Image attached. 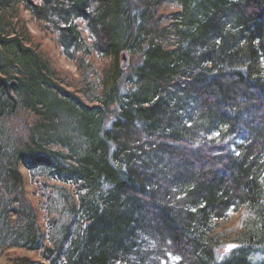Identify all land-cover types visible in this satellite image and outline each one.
<instances>
[{
  "label": "trees",
  "instance_id": "16d2710c",
  "mask_svg": "<svg viewBox=\"0 0 264 264\" xmlns=\"http://www.w3.org/2000/svg\"><path fill=\"white\" fill-rule=\"evenodd\" d=\"M19 6L78 78L12 27ZM12 248L37 257L11 264H264V0H0Z\"/></svg>",
  "mask_w": 264,
  "mask_h": 264
},
{
  "label": "rangeland",
  "instance_id": "374dc122",
  "mask_svg": "<svg viewBox=\"0 0 264 264\" xmlns=\"http://www.w3.org/2000/svg\"><path fill=\"white\" fill-rule=\"evenodd\" d=\"M5 13L7 19L12 23V27H14L15 30H18L19 26L21 25L20 21H23L25 23L27 29L34 36L31 44L35 48L47 52V54H49L55 60L56 64L62 71H67L72 77L78 78V70L75 59L67 58L63 54L62 48L56 41L55 36L42 31L35 24L33 18L27 10H25L22 6H19L18 9H9ZM128 57L129 66L131 63L137 60V55H131L128 53ZM20 170L26 179L27 196L37 205L38 197L35 193L36 183L34 182V179H32V175L29 171L24 168H21ZM41 174L42 173L39 170L34 172V177L36 178V180L42 179ZM226 246H229V243H227ZM18 255H26L34 258L37 257L36 254L25 249L12 248L0 255V264L12 263L14 258Z\"/></svg>",
  "mask_w": 264,
  "mask_h": 264
},
{
  "label": "water",
  "instance_id": "95a60500",
  "mask_svg": "<svg viewBox=\"0 0 264 264\" xmlns=\"http://www.w3.org/2000/svg\"><path fill=\"white\" fill-rule=\"evenodd\" d=\"M119 66H120L121 70H125L129 66L128 51L126 49L122 50L120 53ZM9 264H11V263H9Z\"/></svg>",
  "mask_w": 264,
  "mask_h": 264
}]
</instances>
